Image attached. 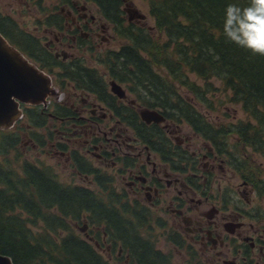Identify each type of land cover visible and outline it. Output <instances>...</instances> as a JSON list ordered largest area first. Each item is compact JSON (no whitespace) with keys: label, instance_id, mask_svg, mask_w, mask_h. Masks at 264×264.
Segmentation results:
<instances>
[{"label":"flooded vegetation","instance_id":"1","mask_svg":"<svg viewBox=\"0 0 264 264\" xmlns=\"http://www.w3.org/2000/svg\"><path fill=\"white\" fill-rule=\"evenodd\" d=\"M121 2L124 23L146 29ZM0 21L53 87L40 105H22L8 131L83 202L65 222L86 259L139 264L140 248H151L165 264H264V196L249 181L248 148L225 132L234 123L206 140L112 78L96 57L118 36L92 0H0ZM145 110L163 121L147 123Z\"/></svg>","mask_w":264,"mask_h":264},{"label":"trees","instance_id":"2","mask_svg":"<svg viewBox=\"0 0 264 264\" xmlns=\"http://www.w3.org/2000/svg\"><path fill=\"white\" fill-rule=\"evenodd\" d=\"M92 1L125 42L96 57L112 78L148 94L149 105L206 140L216 139L217 127L180 91L207 110L238 105L245 118L225 132L264 159V57L251 56L222 35L226 7H243L247 0H144L152 31L125 24L121 0ZM7 29L0 21L2 37L32 56L33 50L22 48L19 36ZM214 93L224 95L226 103L214 106L215 97H205ZM18 135V130L0 131V254L13 264H95L84 257L85 243L69 240L65 222L75 219L83 202L70 196L48 168L23 155ZM249 181L264 196V181L258 175ZM137 257L139 264H165L151 248H140Z\"/></svg>","mask_w":264,"mask_h":264},{"label":"water","instance_id":"3","mask_svg":"<svg viewBox=\"0 0 264 264\" xmlns=\"http://www.w3.org/2000/svg\"><path fill=\"white\" fill-rule=\"evenodd\" d=\"M128 20H145V15L137 9H126ZM4 38L0 34V129L10 128L19 115L18 105H38L44 102L48 93V80L20 57L18 51L8 46V50L2 46ZM6 43V42H5ZM112 92L119 94L120 87L111 83ZM141 117L147 123L153 121L160 123L162 116L153 111H143ZM0 264H13L12 260L0 254Z\"/></svg>","mask_w":264,"mask_h":264},{"label":"rangeland","instance_id":"4","mask_svg":"<svg viewBox=\"0 0 264 264\" xmlns=\"http://www.w3.org/2000/svg\"><path fill=\"white\" fill-rule=\"evenodd\" d=\"M124 3H128L129 5H131L135 9H137L140 13L145 15L146 18L144 20V27L146 29L150 30V31L153 30V27H152L153 26V20L148 14V7H147V4H146V2L144 0H125ZM122 8H123V6H122ZM91 11L92 12L96 11V7L93 4L91 5ZM6 13L11 15L13 18H15V16H16V14H12V13L7 12V11H6ZM126 17H127V15H126ZM112 32L113 31H111L110 34ZM4 40H5L6 44L11 48V45L6 41L5 38H4ZM124 43H125L124 41H122V40H120V39H118L116 37V39L113 40V41H110V43L108 45H103V48H105V50H118L119 47L122 44H124ZM15 51H17V50L15 49ZM25 58L27 59V57H25ZM46 79L48 80L47 85H48V92H49L50 88H53V87L50 86L49 79L47 77H46ZM213 84H214L215 87H219L220 86L218 81H213ZM180 92H181L182 96L186 100H189L190 102L194 103L196 108L198 109V111L200 113H203L205 118L208 121H210L212 124H214L215 126L233 124V123H236L237 121L244 120V118H245L244 114L242 113V111H241V109H240V107L238 105H232V104H229V103L225 102L224 95H220L219 93L206 95L205 97L207 99L215 97L214 98V102H213L214 106H216L220 100L224 101L226 103L223 106H220V107L217 106L214 109H211V110L208 109L207 110L203 106L198 105L196 103V101L194 102L193 99H192L193 97H192L191 94H188L186 91L184 92L183 90H181ZM47 94L48 95H46V97L49 96V93H47ZM210 96H212V97H210ZM185 128L188 131V128L187 127H185ZM8 130L9 129H1L0 131H8ZM28 151L29 150H26V151L22 150L23 153H26V154H24V156L26 158H28L29 161L32 160L33 162H35V153L34 154H32V152L28 153ZM245 154L250 159V163H251V166H252L251 169L254 170V172L252 170L251 171L255 175H258L262 179V181H264V159L262 157L256 156V154H253L250 149L246 150ZM48 163L49 164H53V162H48ZM261 171H263V173ZM61 177L63 178L62 174H61ZM62 178H60L61 181H63ZM236 183H239V181H236ZM262 205L264 206V200L262 201ZM160 246L162 247V244L159 245L158 247L160 248Z\"/></svg>","mask_w":264,"mask_h":264},{"label":"clouds","instance_id":"5","mask_svg":"<svg viewBox=\"0 0 264 264\" xmlns=\"http://www.w3.org/2000/svg\"><path fill=\"white\" fill-rule=\"evenodd\" d=\"M222 35L227 43L264 57V0H247L243 7L229 4L224 13Z\"/></svg>","mask_w":264,"mask_h":264},{"label":"bare ground","instance_id":"6","mask_svg":"<svg viewBox=\"0 0 264 264\" xmlns=\"http://www.w3.org/2000/svg\"><path fill=\"white\" fill-rule=\"evenodd\" d=\"M1 41H2V46H3V48L4 49H6V50H8V45L1 39ZM17 104H19V102L18 101H15Z\"/></svg>","mask_w":264,"mask_h":264}]
</instances>
